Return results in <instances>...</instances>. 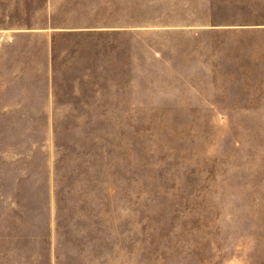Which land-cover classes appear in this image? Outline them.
I'll use <instances>...</instances> for the list:
<instances>
[{"label": "rangeland", "instance_id": "obj_1", "mask_svg": "<svg viewBox=\"0 0 264 264\" xmlns=\"http://www.w3.org/2000/svg\"><path fill=\"white\" fill-rule=\"evenodd\" d=\"M128 3L56 38L66 115L0 110V264H264V0Z\"/></svg>", "mask_w": 264, "mask_h": 264}, {"label": "crops", "instance_id": "obj_2", "mask_svg": "<svg viewBox=\"0 0 264 264\" xmlns=\"http://www.w3.org/2000/svg\"><path fill=\"white\" fill-rule=\"evenodd\" d=\"M0 0V110L21 116H59L65 103L55 91L56 38L106 31L132 32L136 18L128 0ZM58 74V75H57ZM32 86V87H28ZM5 101V103H4ZM10 115V114H9Z\"/></svg>", "mask_w": 264, "mask_h": 264}]
</instances>
